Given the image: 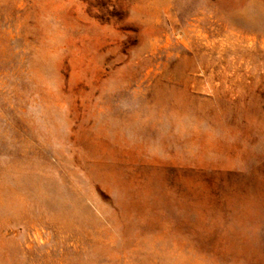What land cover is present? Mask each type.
<instances>
[{
  "label": "rangeland",
  "instance_id": "1",
  "mask_svg": "<svg viewBox=\"0 0 264 264\" xmlns=\"http://www.w3.org/2000/svg\"><path fill=\"white\" fill-rule=\"evenodd\" d=\"M0 264H264V0H0Z\"/></svg>",
  "mask_w": 264,
  "mask_h": 264
}]
</instances>
